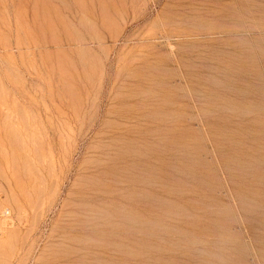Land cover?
Instances as JSON below:
<instances>
[{"label":"rangeland","instance_id":"obj_1","mask_svg":"<svg viewBox=\"0 0 264 264\" xmlns=\"http://www.w3.org/2000/svg\"><path fill=\"white\" fill-rule=\"evenodd\" d=\"M0 264H264V0H0Z\"/></svg>","mask_w":264,"mask_h":264},{"label":"built area","instance_id":"obj_2","mask_svg":"<svg viewBox=\"0 0 264 264\" xmlns=\"http://www.w3.org/2000/svg\"><path fill=\"white\" fill-rule=\"evenodd\" d=\"M9 210L7 208H0V217H8Z\"/></svg>","mask_w":264,"mask_h":264}]
</instances>
